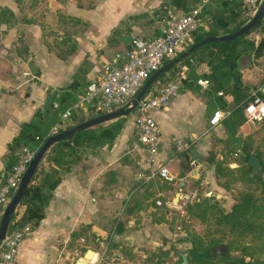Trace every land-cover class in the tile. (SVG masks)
Segmentation results:
<instances>
[{
    "label": "crops",
    "instance_id": "crops-1",
    "mask_svg": "<svg viewBox=\"0 0 264 264\" xmlns=\"http://www.w3.org/2000/svg\"><path fill=\"white\" fill-rule=\"evenodd\" d=\"M161 1L92 0L93 7L87 9L65 0L63 6L68 14L88 23L89 28L83 36H76L77 52L64 60L39 46L38 31L25 25L20 29L32 56L30 65L24 59L26 54H19L17 29L0 30V172L7 160L6 145L17 134L19 125L36 119L35 113L41 109L45 96L69 83L82 55L87 53L89 67L85 77L89 80L116 52L127 47L129 37L153 34L158 20L153 19L151 10ZM143 12L149 13L146 20H128L123 25L129 30L110 36L122 21ZM252 37L256 41L258 33ZM258 61L264 63V50ZM58 65L69 70L66 77L56 80L53 67ZM243 68L242 79L249 90L260 85L262 68L250 58ZM206 69L201 67L202 71ZM252 70L260 74L255 77ZM198 86L183 84L167 109L151 112L160 133L157 162L173 154L172 138L192 141L188 156L189 153L203 155L208 147L204 133L206 97L202 90L205 88ZM131 133H134L133 120L129 125L124 121L110 144L86 148L80 152V159L61 173L43 208V217L18 245L16 264H74L79 259L85 261L86 249H91L93 255L84 264H124L128 261L127 249L132 247L137 252L147 238H152L149 230L156 223H144L145 205L137 200L130 202L134 191L146 181L138 174L146 167L143 152L138 143L129 142ZM198 140L202 141L200 146ZM43 161L44 158L40 163ZM117 223H120L119 231H116Z\"/></svg>",
    "mask_w": 264,
    "mask_h": 264
},
{
    "label": "rangeland",
    "instance_id": "rangeland-1",
    "mask_svg": "<svg viewBox=\"0 0 264 264\" xmlns=\"http://www.w3.org/2000/svg\"><path fill=\"white\" fill-rule=\"evenodd\" d=\"M69 1L74 6L87 9L93 7L92 0ZM64 2L65 0H0V30L17 29L18 38L21 39L18 46L26 54L24 58L26 63L33 64L32 56L23 40L24 31L20 29L25 25L33 26L38 31L39 46L51 56L64 60L77 52L76 36H83L82 33L89 28L88 23L68 14L66 7L63 6ZM160 7L161 10L156 13L154 10L157 7L151 10L153 19L158 20L157 27L152 29L153 33L167 17L169 10L174 11L172 14L179 13L176 8L173 7V10L169 5L160 4ZM148 15L143 17V20H146ZM251 15L250 11L244 10L238 19ZM252 35L251 33L249 36ZM111 40L113 39L109 41ZM120 44L123 45L122 42ZM66 64L68 68L69 65ZM88 67L86 53L82 55L73 72L81 83L86 78ZM53 68H55L53 77L56 80L66 77L69 70L61 65ZM251 72L255 77L260 74L257 70ZM218 108L221 109L219 105L215 107ZM213 111L208 110L204 119V133L209 144L203 155L189 153L188 156L187 151L177 153L172 138L170 146L173 154L163 161L175 176L174 180L166 182L157 177L149 178L131 195L130 202L137 200L138 203L145 205L144 223L155 222L156 225L149 230V236L152 238H147L137 252L132 247L127 249L128 261L124 264H184L190 255L191 247L203 248L212 241L226 244L228 256L249 264H256V261L264 262V190L254 177L251 167H248L246 159V155L258 153L264 171V121L250 122L243 115L244 120L231 136L221 124L209 128L207 117ZM133 117L132 110L124 118L127 125ZM132 141L138 143L134 133H131L129 142ZM197 144L200 146L202 141L198 140ZM210 152L214 153V157L207 163L205 159ZM181 181L183 183L179 185ZM175 192L179 193L177 200L173 199ZM242 195L250 198V205L241 210L236 220L226 219L224 214L229 212L231 201ZM205 200L206 207L202 208ZM179 253L184 255V263L181 262ZM89 259L91 258L79 261L84 264ZM194 264L224 263L216 254L213 261L200 259Z\"/></svg>",
    "mask_w": 264,
    "mask_h": 264
},
{
    "label": "trees",
    "instance_id": "trees-1",
    "mask_svg": "<svg viewBox=\"0 0 264 264\" xmlns=\"http://www.w3.org/2000/svg\"><path fill=\"white\" fill-rule=\"evenodd\" d=\"M197 1L198 0H162L159 3V7L160 4L169 5L176 8L179 13H183L194 6ZM159 7L154 10V13L161 10V7ZM244 10L249 11L239 0H219L216 6L207 11L203 25L191 33L190 41L184 44L178 53L185 50L191 43L197 42L206 36H219L235 31L250 18V16H247L238 19L239 15ZM146 15L147 12H143L129 16L127 20L122 21L112 30L110 36L126 31L128 28L123 24H126L128 20L135 21ZM166 16H168V14ZM255 29H257V31H255ZM263 31L264 13L255 26L242 36L231 41L204 44L191 51L185 58L171 65L165 72L158 76L154 82L147 87L145 93L153 91L156 86L163 84L174 72L185 65L187 66L186 78L183 80L182 85L185 84L188 87L192 85L198 86L196 84L198 78L201 77L206 79L207 87L202 90V93L206 97L205 118L208 110L212 109L213 111L218 105L221 109L227 110L228 115L221 120L220 124L229 135L233 136L238 126L244 120L242 105L250 99L249 87L242 79L244 68H238V59L246 55L254 64L261 67L263 72L259 78V83L262 84L264 82V63L258 61V58L262 55L264 50ZM157 32L158 28L153 34ZM251 33H258L256 41L254 37L249 36ZM130 38L131 37L127 40V46L129 45ZM20 40L21 39H18V43ZM18 48L20 50L19 54H25L20 46H18ZM69 53H71V51ZM169 59L170 58L164 59L162 64ZM202 66L207 68L206 71L201 70ZM76 77L77 75L72 74L71 80L67 85L55 89V96L44 115L41 109H38L35 113L36 119L19 125L17 134L6 145L7 160L4 169L10 167L21 146L24 145L30 149H35L39 147L48 136L49 128L59 121V114L74 101L75 94L82 90L89 82V80L85 78L84 82L81 83ZM218 92H220V94H218ZM101 113L102 112H95L93 109H88L86 113L73 112L67 119L65 125L61 129H58V131ZM211 113L212 112H210L207 117V121ZM124 121V118L116 119L113 121L114 124L112 127L100 131L82 129L72 134L69 138L61 139L51 144L45 153L44 164L38 162L36 165L35 171L30 177L20 201L13 210L6 231L22 225H28L30 228H34L43 217V208L51 196L52 189L60 181L61 173L68 171L69 165L77 162L80 159V152L84 151L86 148L110 144ZM262 121H264V119ZM250 155L258 157L260 168L264 175L258 153L255 152V154L246 155L247 160ZM248 167L250 168L249 165ZM254 177L258 179V182L264 190L263 178H259L255 175ZM204 203L205 205L202 208L206 207L207 201L205 200ZM250 203V198L244 195L233 199L230 203V210L224 214V217L228 220H236V218L240 216L241 210L250 205ZM198 205L201 206L200 204ZM1 210L2 208H0V212ZM119 230L120 223H117L116 231ZM214 244L218 243L212 241L203 248L197 246L191 247L190 255L184 264H194L200 259L213 261L216 255L214 257L211 256L209 247ZM218 256L224 264H249L241 259L228 256L227 254ZM256 264H264V262L256 261Z\"/></svg>",
    "mask_w": 264,
    "mask_h": 264
},
{
    "label": "built area",
    "instance_id": "built-area-1",
    "mask_svg": "<svg viewBox=\"0 0 264 264\" xmlns=\"http://www.w3.org/2000/svg\"><path fill=\"white\" fill-rule=\"evenodd\" d=\"M218 1L198 0L186 12L169 13L158 26L156 34L131 36L129 45L106 61L89 79L88 84L75 94L74 101L59 114V121L50 129L51 134L62 128L73 112L86 113L88 109H93L95 112L105 113L129 107L145 79L164 59L173 58L178 54L182 46L190 41L191 33L203 25L207 11L216 6ZM239 1L253 14L261 0ZM185 78L186 66L183 65L153 91L144 92L133 109V131L146 164L145 169L140 170L138 174L145 180L157 177L171 182L175 178L167 163L157 162L160 133L151 112L167 109ZM196 83L202 88L207 87L206 79L198 78ZM249 94V101L242 105L243 115L247 121L261 122L264 119V82L251 89ZM227 115V110L215 109L207 121L209 128L218 126ZM172 141L177 153L187 151L192 145L190 140L173 138ZM36 149L21 146L10 167L1 170L0 208L5 206L16 189ZM30 229L28 225H22L5 232L0 243V264H16L18 245Z\"/></svg>",
    "mask_w": 264,
    "mask_h": 264
},
{
    "label": "water",
    "instance_id": "water-1",
    "mask_svg": "<svg viewBox=\"0 0 264 264\" xmlns=\"http://www.w3.org/2000/svg\"><path fill=\"white\" fill-rule=\"evenodd\" d=\"M264 13V0H261L258 7L256 8L255 12L250 16V18L239 28H237L235 31L223 34L219 36H206L203 39L191 43L185 50L179 52L176 56L173 58H170L167 62L161 64L156 70H154L143 82L139 90L136 92L134 98L131 100V105L127 108H117L115 110L105 112L93 117H90L88 119H85L75 125H72L68 128L59 130L57 132H54L52 134H49L44 141L40 144V146L35 150L31 160L28 162L24 172L22 173L18 185L14 192L12 193L11 197L9 198L8 202L5 204L3 209L0 213V243L2 239L4 238L5 232L7 230L10 217L13 213V210L15 209L16 205L21 199V196L23 194V191L29 182L30 177L33 175L36 165L42 158L44 152L49 148L51 144L54 142L69 138L72 134H74L77 131H80L82 129H88L93 131H100L106 128H110L113 126L114 122L112 120L119 119V118H125L136 106L137 102L141 99L144 92L146 91L147 87L154 82V80L160 76L165 70H167L171 65H174L181 61L183 58H185L191 51L196 49L197 47L208 44V43H217V42H225V41H231L237 37L242 36L243 34L249 32L251 28L255 26L257 21L261 18V16ZM257 31V29H255ZM249 63V58L246 55L241 56L238 59V68L241 69L244 66H246ZM56 90H52L50 93H48L41 105V112L44 115L46 113V110L50 103L52 102L54 96H55ZM106 123V124H103ZM258 123V122H254ZM214 157V153L210 152L208 156L206 157L205 161L207 163H210L211 160ZM247 164L252 168L253 173L255 176L259 178H263V173L260 168L259 159L255 155H250ZM178 193L176 192L173 196V199H178ZM209 252L212 257H214L216 254L218 255H224L226 254V244L224 243H218L211 245L209 247ZM93 254V251L91 249H86L83 253L84 258H89L90 255ZM181 256L182 262H185L184 255L182 253H179ZM74 264H83L80 261H75Z\"/></svg>",
    "mask_w": 264,
    "mask_h": 264
},
{
    "label": "bare ground",
    "instance_id": "bare-ground-1",
    "mask_svg": "<svg viewBox=\"0 0 264 264\" xmlns=\"http://www.w3.org/2000/svg\"><path fill=\"white\" fill-rule=\"evenodd\" d=\"M91 255H93V254H91ZM91 255H90V257H91ZM90 257H89V258H90Z\"/></svg>",
    "mask_w": 264,
    "mask_h": 264
}]
</instances>
